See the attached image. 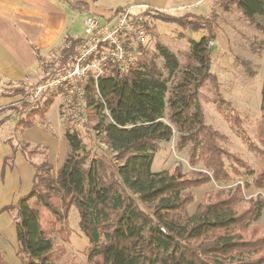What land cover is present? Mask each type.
<instances>
[{"label":"trees","instance_id":"obj_1","mask_svg":"<svg viewBox=\"0 0 264 264\" xmlns=\"http://www.w3.org/2000/svg\"><path fill=\"white\" fill-rule=\"evenodd\" d=\"M221 1L234 4L251 22L264 19V0ZM74 6L86 8L80 3ZM146 12L151 19L184 25L182 17L150 8ZM80 41L66 37L57 64L70 63ZM208 41L205 36L199 41L189 39L183 67L170 51L156 45L165 70L173 76L171 87L141 52L135 68L119 72L111 65L96 83L90 80L85 94L87 121L108 112L110 122L101 120L92 129L113 151L117 162L108 165L93 159L87 163L89 153L83 150L81 132L72 125L71 132L65 134L69 150L55 173L46 160L31 164V189L14 205L2 209L16 212L17 255L23 264H54L63 255L64 248L53 245L51 237L65 235L58 224L73 206L78 212L79 229L88 240V264H264V225L257 224L264 199H250L245 207L241 183L206 193L191 215L187 211L194 200L191 189L233 182L225 160L233 162L231 171L235 175L240 174L235 165L244 166L221 146V134L205 124L199 90L205 82L218 88L210 71ZM34 51L41 60L39 52ZM14 91L27 101L25 89ZM56 95L44 93L33 105L27 101L31 110L19 117L16 127L27 129L36 118L44 119ZM217 104L218 113L247 150L258 156L262 168L254 172L246 167V172L252 175L251 185L264 193V83L260 98L262 148L251 140L220 95ZM174 134L178 149L187 148L189 166L200 164L201 171L183 173L179 166L151 170L157 142H168ZM41 210L54 219L45 228ZM0 264H6L1 257Z\"/></svg>","mask_w":264,"mask_h":264},{"label":"rangeland","instance_id":"obj_2","mask_svg":"<svg viewBox=\"0 0 264 264\" xmlns=\"http://www.w3.org/2000/svg\"><path fill=\"white\" fill-rule=\"evenodd\" d=\"M192 1L185 0L178 11L170 13V15L182 17L180 20L184 25L180 22H165L152 18L151 33L142 47V51L139 50V54L140 52L144 53L146 58L155 64L157 70H160L162 76L168 80V87H171L173 76L169 77L165 70L164 61L159 56L156 45L159 44L170 51L176 57L179 66L183 67L187 63L190 49L189 39L199 41L205 36L212 42V45L208 46L211 50L210 71L216 77L218 88L215 89L213 83L205 82L199 90V101L203 109L205 124L210 125L221 134V146L239 158L244 166L235 165V168L240 172L239 175H235L231 171L233 162L225 160L226 168L233 182L210 183L191 189L190 192L194 200L187 208L189 215L195 211L206 193L218 188L228 190L235 185V182L244 186L245 199L242 203L245 204V207L250 199L257 197L264 199V193L251 185L252 175L246 172V167L254 172H258L262 168L258 156L247 150L234 129L225 122L216 108L217 97L220 95L226 102L225 107L233 110L239 117L242 128L251 140L262 148L259 135L261 132L260 98L264 83V19L259 18L251 22L234 4H224L221 3V0H206L208 6L204 4L199 9H196V5L191 4ZM195 9L202 14H199L203 17L202 19L185 16ZM85 13L84 10L81 13L78 12L73 23L75 35L80 38L83 35ZM188 21H191L193 25H188ZM64 45L65 43L62 42V48ZM59 52V49H55L42 58L40 62L42 73L45 65L53 62ZM35 84L27 87L31 88ZM1 88L7 95L12 94L10 102L13 104L10 113L12 122L2 129L1 138L6 142L10 141L12 151L20 152L25 158V160L21 159V162H16L15 174H10L11 176L8 177V180H11L10 184H14L18 188L19 191L16 193L19 192L21 195L31 189L33 175L31 164H40L46 160L52 166L54 173L62 166L69 150L65 134L71 132L70 126L72 125L81 132L83 150L89 153L87 163L93 159L102 160L103 164L108 165H114V162H117L113 157V151L107 148L101 137L97 136V131L92 129L101 124V120L104 121V124L110 122L108 112L103 111L101 114L104 117L102 118L99 115L89 122L82 121L85 115L81 111V105L76 107L75 102L68 100L65 94L54 92L57 94L54 98L57 100H52L44 119L36 118L32 127L18 129L16 122L19 117H24L32 107L28 106L27 101L31 105L34 103L31 102L28 93L27 101L23 94H15V88H21L20 86ZM163 121L166 122L164 119ZM176 142L177 134H174L168 142H157L158 150L154 154L151 170L160 172L179 166L183 173L201 171L200 164L194 167L189 166L187 148L178 149ZM10 166L12 164L8 160L5 168ZM8 170L5 171L7 175L9 174ZM12 215L14 214L12 213ZM52 219L48 213L41 210V223L44 228ZM257 224L261 227L264 225V207ZM58 226L65 232V235L53 234L52 242L55 246L63 247L65 251L54 264H88L86 250L89 244L79 229L78 212L74 206L68 210L65 217L60 219ZM16 261L15 264H23L19 257Z\"/></svg>","mask_w":264,"mask_h":264},{"label":"crops","instance_id":"obj_3","mask_svg":"<svg viewBox=\"0 0 264 264\" xmlns=\"http://www.w3.org/2000/svg\"><path fill=\"white\" fill-rule=\"evenodd\" d=\"M184 1L0 0V133L8 123L10 125L12 122L11 109L8 107L13 105L10 102L12 95H7L1 87L20 86L26 90L27 86L40 82L39 80L43 76L40 71L42 58L55 49L61 50L62 42L66 37L80 38L75 35L73 28L78 12L81 13L84 10L86 15L94 14L108 18L116 10L131 5L138 11L150 8L170 15V13L178 11ZM205 1L193 0L191 4L196 5V9H199L204 4H208V1L206 3ZM77 3L85 5L86 8L74 6ZM196 9L188 12L185 16L201 17L202 14ZM34 49L39 52L41 60L37 59ZM53 99L57 100V98ZM9 142L2 139L0 135V257L6 264H15L19 257L17 255L16 212L13 210L2 211V209L14 205L20 197L29 191L21 195L19 192L16 193L19 191L18 188L14 184H10V179L8 180L9 176L15 174L16 162H21V159L25 160L20 152L12 151ZM8 160L12 166L5 168ZM6 170H8V175Z\"/></svg>","mask_w":264,"mask_h":264},{"label":"built area","instance_id":"obj_4","mask_svg":"<svg viewBox=\"0 0 264 264\" xmlns=\"http://www.w3.org/2000/svg\"><path fill=\"white\" fill-rule=\"evenodd\" d=\"M146 9L138 11L128 5L108 18L87 14L83 36L71 62L57 64L55 58L46 64L40 82L26 89L31 102L35 103L44 93L65 94L76 107L81 105L84 114L81 113L85 115L82 121H87L85 94L90 80L96 83L111 65L119 72L137 66L139 48L144 47L151 33L152 19Z\"/></svg>","mask_w":264,"mask_h":264}]
</instances>
